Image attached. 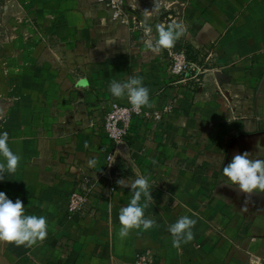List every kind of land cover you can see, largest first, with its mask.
<instances>
[{"label":"crops","instance_id":"0c3cea01","mask_svg":"<svg viewBox=\"0 0 264 264\" xmlns=\"http://www.w3.org/2000/svg\"><path fill=\"white\" fill-rule=\"evenodd\" d=\"M161 23L185 29L174 48L204 65L202 85L177 83L167 51L145 45ZM129 76L143 78L155 107L115 147L104 119L128 101L108 89ZM3 132L21 160L0 191L45 216L48 235L32 248L0 243V264H133L146 250L160 264H264V193H242L222 174L237 153L264 159V0H125L119 20L100 0H0ZM140 175L154 200L145 217L158 227L122 239L131 188L117 180ZM85 177L104 196L68 220ZM185 215L197 220L195 238L173 247L168 226Z\"/></svg>","mask_w":264,"mask_h":264},{"label":"clouds","instance_id":"9594fccd","mask_svg":"<svg viewBox=\"0 0 264 264\" xmlns=\"http://www.w3.org/2000/svg\"><path fill=\"white\" fill-rule=\"evenodd\" d=\"M148 14L149 11L145 10ZM151 32V29H148ZM185 34V29L180 24H157L156 36H149L145 40L148 49L160 52L172 49L176 42ZM116 41H109L112 44ZM86 78H79L76 87L87 85ZM109 92L116 100L127 99L131 109L140 112L144 108L155 107V101L150 99V90L144 86L143 78L129 76L126 81L120 82L113 79L109 84ZM9 136L7 132L0 133V180L5 174H15L20 164L21 157L14 153L9 147ZM85 148L89 144L85 142ZM90 166L96 164V159L88 161ZM152 163H156L155 160ZM226 178L223 182L227 186H235L240 192L249 196L256 193H264V159L250 158L247 151L237 153L222 169ZM150 177L140 175L130 184L124 179L117 180V184L124 188H131L129 203L119 211L120 238H126L133 230L147 231L158 227L156 221L145 217V210L154 202L151 195L152 186L149 183ZM143 200V202H142ZM51 210V209H50ZM197 215L193 213V216ZM197 224L196 219L185 215L175 223L168 226L172 237V246L180 247L181 244H188L195 238L192 229ZM139 234V233H138ZM48 235V222L45 216L25 214L23 202L17 198L15 202L0 191V243L11 244L15 247L32 248L38 243H43Z\"/></svg>","mask_w":264,"mask_h":264},{"label":"built area","instance_id":"2783aa9c","mask_svg":"<svg viewBox=\"0 0 264 264\" xmlns=\"http://www.w3.org/2000/svg\"><path fill=\"white\" fill-rule=\"evenodd\" d=\"M112 12V18L119 20L124 18L125 0H100ZM170 61L169 74L177 81V83H185L192 80L195 85H202L204 76L207 73L204 65L193 61L185 51L181 49H166ZM149 117L151 113H145L143 109L136 112L131 109L129 102L127 104L113 103L107 112L103 128L117 147L120 143L128 141L130 136L132 120L135 116L142 115ZM155 119L162 117L161 112L154 111ZM114 153L110 154L108 159H114ZM115 190V185L110 188ZM104 194L98 185L90 181L88 178H80L76 187L72 191L66 207V216L71 220L76 215L86 214L91 206L92 197H103ZM133 264H160L158 258L151 250L142 251L137 255Z\"/></svg>","mask_w":264,"mask_h":264}]
</instances>
